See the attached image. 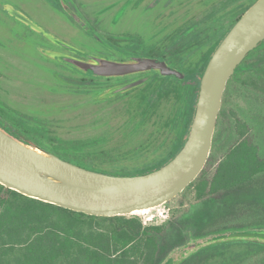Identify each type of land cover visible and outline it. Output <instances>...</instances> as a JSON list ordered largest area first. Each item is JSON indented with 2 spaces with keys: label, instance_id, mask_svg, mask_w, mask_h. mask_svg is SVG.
Instances as JSON below:
<instances>
[{
  "label": "rangeland",
  "instance_id": "1",
  "mask_svg": "<svg viewBox=\"0 0 264 264\" xmlns=\"http://www.w3.org/2000/svg\"><path fill=\"white\" fill-rule=\"evenodd\" d=\"M255 1L0 0L1 106L30 139L48 146H75L72 149L99 171L124 167L135 173L156 168L187 137L190 124L184 128L189 122L185 115L212 50ZM8 7L27 15L18 9L25 8L46 32L85 52L107 57L109 52L97 35L126 51L163 55L185 73L194 70L196 75L178 80L155 77L135 90L102 97L131 81L119 84L122 79L93 76L53 58L46 52L73 53L11 14ZM251 57L264 66V43ZM251 57L229 80L213 148L201 175L163 205L126 215L139 216L144 226L163 227L157 237L164 263L172 257L181 259L180 264H235L264 248V239L229 236L234 231L199 237L209 232L218 199L211 194L198 197L197 185L213 176L229 147L242 138L235 128L237 121L247 125L243 137L258 144L264 158V92L246 70ZM219 235L226 237L215 239Z\"/></svg>",
  "mask_w": 264,
  "mask_h": 264
},
{
  "label": "water",
  "instance_id": "2",
  "mask_svg": "<svg viewBox=\"0 0 264 264\" xmlns=\"http://www.w3.org/2000/svg\"><path fill=\"white\" fill-rule=\"evenodd\" d=\"M7 10L73 54L47 51L53 58L100 77L157 71L185 78L166 60L120 52L126 60L91 54L46 32L19 10ZM14 10V11H13ZM98 40L108 45L98 36ZM264 41V0H256L233 23L211 54L201 76L195 112L186 140L166 163L146 173L115 175L91 169L41 146L13 136L0 126V184L25 196L99 217L130 215L163 205L181 194L203 171L213 148L218 118L229 80L236 69ZM80 54V56L76 55ZM152 74L109 89L113 96L147 82ZM231 237H259L264 230L234 231ZM219 235L215 239L225 238ZM164 264H174L169 258Z\"/></svg>",
  "mask_w": 264,
  "mask_h": 264
},
{
  "label": "trees",
  "instance_id": "3",
  "mask_svg": "<svg viewBox=\"0 0 264 264\" xmlns=\"http://www.w3.org/2000/svg\"><path fill=\"white\" fill-rule=\"evenodd\" d=\"M96 38L98 39L97 35ZM263 43L264 41L253 49L239 67ZM259 61L252 58L245 67L254 74L255 81L264 92V66L261 67ZM89 73L96 76L91 71ZM188 74H194V70H189ZM201 76L202 74L192 94L189 112L185 115L190 123L183 121L184 128L193 119ZM176 79L178 80L177 77ZM151 101L155 103L152 98ZM1 105L4 106L0 102V111L9 126L5 128L13 136L95 169L88 165L87 158L73 150L75 146L68 144L62 148L43 145L39 140H32L24 135L16 127L20 124L13 119L11 113L6 114ZM235 128L242 138L229 147L218 162L213 176L210 179L203 178L197 185L198 197L211 194L218 199L209 220V232L199 237L264 228V158L260 155L258 144L243 137L249 131L247 125L237 121ZM78 143H82V147L87 146L85 141ZM171 149L174 151L173 147ZM168 155L174 156L170 152L163 160ZM153 169L131 173L122 167L108 173L131 175ZM162 230L160 225L144 226L139 216L87 215L25 196L0 184V264H164V258L158 255L157 236ZM181 262V259L174 258V264ZM235 264H264V248L254 255L237 260Z\"/></svg>",
  "mask_w": 264,
  "mask_h": 264
},
{
  "label": "flooded vegetation",
  "instance_id": "4",
  "mask_svg": "<svg viewBox=\"0 0 264 264\" xmlns=\"http://www.w3.org/2000/svg\"><path fill=\"white\" fill-rule=\"evenodd\" d=\"M59 4L62 6L63 4L61 3V1H59ZM18 9H22L31 19H33V21H35L39 26H41L42 27V23L39 21V19H36V18H34L30 13H28L27 11H26V9L24 8H18ZM12 16V15H11ZM14 17V16H13ZM15 18V17H14ZM16 19V18H15ZM18 22H22V21H20V20H18V19H16ZM28 26V25H27ZM44 26V25H43ZM45 27V26H44ZM41 35H43V36H45L44 35V33H42ZM95 35V34H94ZM95 38H96V35L94 36ZM97 39V38H96ZM98 40V39H97ZM100 42V41H99ZM107 42V41H106ZM55 43V42H54ZM101 43V42H100ZM58 47H60V48H63V47H61L60 45H58L57 43H55ZM101 45L109 52L106 56L108 57V58H111V59H115V60H126L127 58L126 57H124L122 54H120V52H123V53H127V54H133V55H139V56H153V57H156V58H159V59H164V60H166L172 67H174V68H177V69H180L179 67H177L175 64L173 65V64H171L169 61H168V59L165 57V56H163V55H152V54H145V55H142V54H139V53H136V52H130V51H126V50H124V49H122L121 47H118V46H114L112 43H110V42H108V45H105L104 43H101ZM64 50H66V51H68L66 48H63ZM78 56H80V54H77ZM181 70V69H180ZM184 72V71H183ZM153 73V77H152V79H150L149 81H151V80H153L155 77H161V78H166L167 79V77H175L173 74H170V75H161L160 73H158L157 71H154V70H150V71H146V72H140V73H133V74H128V75H123V76H112V77H101V78H105V79H108V80H112V79H122L121 81H120V83L119 84H122V83H125V82H127V81H132V80H134V79H137V78H139V77H142V76H145V75H148V74H152ZM184 74H185V78H186V74L187 73H185L184 72ZM194 74L196 75V73L194 72ZM97 76V75H96ZM97 77H100V76H97ZM185 78H183V79H185ZM149 81H147V82H149ZM146 82V83H147ZM146 83H144V84H142V85H140V86H143V85H145ZM139 87V86H138ZM138 87H136V88H138ZM131 90H135V88L134 89H131ZM131 90H129V91H131ZM129 91H127V92H129ZM125 93V92H124ZM119 94H122V93H119ZM119 94H117V95H119ZM0 126H2L4 129H6L5 128V126L7 127L8 126V124H7V122L5 121V119L3 118V114H2V112L0 111ZM8 128H9V126H8Z\"/></svg>",
  "mask_w": 264,
  "mask_h": 264
},
{
  "label": "bare ground",
  "instance_id": "5",
  "mask_svg": "<svg viewBox=\"0 0 264 264\" xmlns=\"http://www.w3.org/2000/svg\"><path fill=\"white\" fill-rule=\"evenodd\" d=\"M144 211V210H143Z\"/></svg>",
  "mask_w": 264,
  "mask_h": 264
}]
</instances>
